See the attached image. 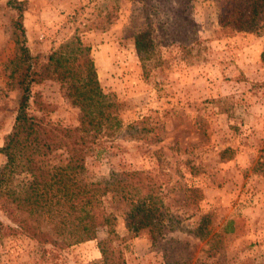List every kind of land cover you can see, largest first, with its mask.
Segmentation results:
<instances>
[{
  "label": "rangeland",
  "instance_id": "374dc122",
  "mask_svg": "<svg viewBox=\"0 0 264 264\" xmlns=\"http://www.w3.org/2000/svg\"><path fill=\"white\" fill-rule=\"evenodd\" d=\"M25 1L34 79L28 111L55 124H78L79 109L65 86L39 78L48 55L77 32L90 46L102 91L117 103L122 120L86 159L83 177L104 181L112 171L142 170V181L149 176L156 185L162 214L135 236L123 219L126 199L114 192L103 197L116 217L126 264L219 257L226 264H263L264 4L256 30H240L219 23L222 6L233 2L245 20L256 0H189L176 7L179 28L159 25L164 18L174 21V3L153 13L138 0ZM15 18L0 0V147L21 93L15 82ZM141 31L153 42L143 58L134 44ZM202 217L204 238L196 234ZM0 220L12 225L1 210ZM228 222L232 231L225 233ZM97 236L104 238L106 229L99 228ZM100 258L95 239L57 249L22 233L0 236V264H99Z\"/></svg>",
  "mask_w": 264,
  "mask_h": 264
},
{
  "label": "trees",
  "instance_id": "16d2710c",
  "mask_svg": "<svg viewBox=\"0 0 264 264\" xmlns=\"http://www.w3.org/2000/svg\"><path fill=\"white\" fill-rule=\"evenodd\" d=\"M138 1L148 4L153 13L174 3V21L164 18L159 25L168 22L179 28L181 20L176 7L184 6L189 0ZM253 4L251 15L243 20L233 2H227L218 14L219 23L240 30H256L255 17L261 12L264 0ZM6 5L16 12L14 43L19 52L15 58L19 68L15 82L21 93L13 124L0 147L4 156L0 165V210L12 223L3 224L0 220V236L22 233L40 245L57 249L95 239L101 254L100 260H96L99 264H126L120 246L122 237L115 230L116 217L106 210L103 197L114 192L126 199L128 209L123 219L135 236L162 214L156 185L149 176L146 183L142 181L146 173L142 170L112 171L104 181H87L83 177L86 159L100 151L106 138L114 136L122 120L117 103L107 101L102 91L90 46L77 32L48 55L41 65L39 78L54 79L65 86L68 100L79 109L78 124L73 127L55 124L28 111L34 79L23 26L26 1L6 0ZM152 43L147 31L138 32L134 37L135 49L141 58L150 51ZM261 59L264 61V50ZM259 164L264 171V161ZM203 223L202 217L196 230L200 238L206 236L202 232ZM230 224L223 230L225 233L232 231ZM99 228L106 229L104 238H98ZM224 261L219 257L216 261L196 260L191 264H226Z\"/></svg>",
  "mask_w": 264,
  "mask_h": 264
}]
</instances>
